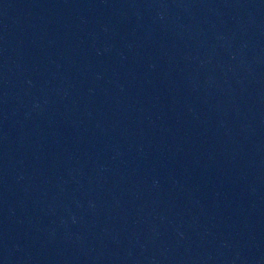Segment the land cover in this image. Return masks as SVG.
Listing matches in <instances>:
<instances>
[{
  "label": "water",
  "instance_id": "1",
  "mask_svg": "<svg viewBox=\"0 0 264 264\" xmlns=\"http://www.w3.org/2000/svg\"><path fill=\"white\" fill-rule=\"evenodd\" d=\"M209 0H0V264H74Z\"/></svg>",
  "mask_w": 264,
  "mask_h": 264
}]
</instances>
